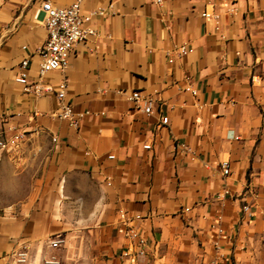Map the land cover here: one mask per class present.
I'll list each match as a JSON object with an SVG mask.
<instances>
[{
  "label": "crops",
  "instance_id": "1",
  "mask_svg": "<svg viewBox=\"0 0 264 264\" xmlns=\"http://www.w3.org/2000/svg\"><path fill=\"white\" fill-rule=\"evenodd\" d=\"M41 3L0 0V120L46 141L57 177L0 212V264L19 253L36 264L54 239L86 242L98 264H264V0H234L233 15L225 0H85L86 13H106L90 22L96 36L45 77L66 79L74 111L88 113L78 130L55 116V94L15 81L25 58L37 75ZM134 91L153 96V114L129 100ZM120 208L143 217L150 253L135 262L123 256Z\"/></svg>",
  "mask_w": 264,
  "mask_h": 264
},
{
  "label": "built area",
  "instance_id": "2",
  "mask_svg": "<svg viewBox=\"0 0 264 264\" xmlns=\"http://www.w3.org/2000/svg\"><path fill=\"white\" fill-rule=\"evenodd\" d=\"M165 0H153L156 5H162ZM227 13H237V8L234 6V0H225ZM85 0H74L67 7H56L51 0H42L41 7L37 11V18H40L44 23L48 37L45 43L37 49V55L40 57L39 68L34 79L31 77V61L25 58L21 61L15 81L20 84L26 92H32L35 96L41 97L46 94H55L58 101V111L55 114L61 120H64L68 125L78 130L81 126L83 118L88 113H76L71 103L67 100L68 82L66 79L60 81L56 86L45 83V77L56 71H65L69 67V58L74 50V47L81 42L87 41L89 38L96 36V30L90 26V22L96 16L105 15V10L97 9L86 13L84 10ZM206 21H211L218 28L220 15L214 10L206 9L201 14ZM180 56H185L188 53L185 45L179 50ZM194 96L197 92L193 89H188ZM129 100L138 104L140 109L147 115L153 114L155 111V99L152 95L145 96L140 91H134ZM162 125L168 124V118L161 119ZM27 132L15 127L4 128L3 122L0 120V151L3 153H16L27 139ZM52 141L56 143L57 137H53ZM145 150H150L151 145H144ZM181 151H190L186 145H180ZM114 159L113 155L108 157ZM221 170L224 176L230 174L229 162L221 163ZM244 211L247 210L245 206ZM118 223L123 228V233L129 241V247L123 254L126 259L136 261L138 258L147 257L150 247L148 240L142 234L138 223L143 219L140 215L132 214L128 210L120 208L118 210ZM221 232V231H220ZM64 240L54 239L49 241V246L58 248L63 244ZM19 257L24 260L26 253H19ZM21 260V261H23Z\"/></svg>",
  "mask_w": 264,
  "mask_h": 264
},
{
  "label": "rangeland",
  "instance_id": "3",
  "mask_svg": "<svg viewBox=\"0 0 264 264\" xmlns=\"http://www.w3.org/2000/svg\"><path fill=\"white\" fill-rule=\"evenodd\" d=\"M46 141L30 142L28 137L16 152L11 164L0 165V212H7L14 202L23 200L18 194H26L34 186L40 187L46 184L45 177H57L56 167L51 164L52 153L44 148ZM14 153H3L0 160ZM49 254L36 264H98L93 263L91 247L86 242L79 245L66 243L54 248L48 246ZM18 255L12 258L9 264H31Z\"/></svg>",
  "mask_w": 264,
  "mask_h": 264
}]
</instances>
